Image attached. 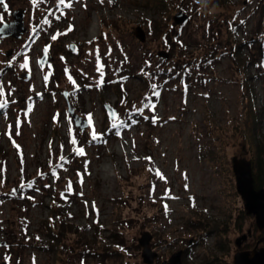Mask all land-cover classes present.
<instances>
[{
	"label": "rangeland",
	"instance_id": "rangeland-1",
	"mask_svg": "<svg viewBox=\"0 0 264 264\" xmlns=\"http://www.w3.org/2000/svg\"><path fill=\"white\" fill-rule=\"evenodd\" d=\"M4 4L0 26L23 10L27 31L0 37V100L7 101L0 112V264H145L138 242L145 231L153 236V264L178 251L183 264H203L208 254L234 264L238 251L264 247V230L234 195L232 170L234 157L252 156L237 41L251 58L264 141V0ZM179 13L185 22L175 21ZM67 100L80 118L91 114L86 129L75 125ZM105 105L117 111L113 119ZM61 221L77 233H67L54 254L46 249L48 225L57 231ZM212 225L218 233L209 236Z\"/></svg>",
	"mask_w": 264,
	"mask_h": 264
},
{
	"label": "water",
	"instance_id": "water-1",
	"mask_svg": "<svg viewBox=\"0 0 264 264\" xmlns=\"http://www.w3.org/2000/svg\"><path fill=\"white\" fill-rule=\"evenodd\" d=\"M4 1L5 0H2L0 3H3L2 8L3 10H6L7 6L4 4ZM10 15L13 17V20L8 23H3L0 26V37H12L17 39L21 38V36L27 31L24 23V11L17 10ZM186 20L187 17L182 13H179L175 16V21L177 23H183ZM135 35L141 42L146 40L145 32L141 27L136 28ZM45 50L43 51L44 55L40 60L42 67L47 64V51ZM10 54L11 52L8 53V55ZM161 55L167 57V54L161 53ZM64 95L67 97V93ZM67 103L69 113L74 119L75 125L80 130L86 129L88 127L87 121L74 113V109L69 100H67ZM105 109L108 117L113 119L117 111L110 105H105ZM232 170L235 177L236 191L244 202L246 214L253 215L255 217L257 228L259 230H264V188H255L251 161L244 158L234 157L232 159ZM249 234L250 231L248 232V235ZM248 235H242L236 239L235 244L238 247H241L242 243L247 240ZM152 238V234L148 231H145L142 233L138 241L139 245L143 248L142 259L145 264H153L154 260L157 258V253L149 246ZM163 264H183L182 251L173 253ZM234 264H264V247L259 249L255 248L252 251H238L234 255Z\"/></svg>",
	"mask_w": 264,
	"mask_h": 264
},
{
	"label": "trees",
	"instance_id": "trees-1",
	"mask_svg": "<svg viewBox=\"0 0 264 264\" xmlns=\"http://www.w3.org/2000/svg\"><path fill=\"white\" fill-rule=\"evenodd\" d=\"M244 43L238 42L237 41V50L235 53V58L239 60V65L242 67L241 73H243V109H244V115H243V134L245 141L248 145H250L251 151H252V156L250 159L252 163V169H253V177H254V185L256 189L264 188V141L260 140L258 137V132L260 129V122H261V115H260V110L256 106V95L255 91L252 85V81L255 78L253 75H250L249 67L251 64V58L247 56H242V46ZM264 57V56H262ZM7 106V105H6ZM6 106L2 109H0V112L2 113L3 110L6 108ZM131 119L138 122V115L134 113L133 115L129 116ZM103 135H101V138ZM61 163H57L55 167L50 169V172L47 171V174H50L52 177L56 171L57 166H60ZM54 173V174H53ZM33 183H27L25 186L23 185L21 187V190L27 189L32 185ZM50 190V187L48 188ZM53 192V189L50 190ZM30 192V191H28ZM49 192V193H51ZM236 189L234 192V195L236 194ZM238 194V193H237ZM56 216L55 213L52 214V219L53 217ZM61 216V215H60ZM51 219V220H52ZM48 220H46L47 222ZM62 222V227L56 231V227H51L50 224L48 225V237H49V242L48 245L46 246V249L54 254H57L59 250V246L61 242L64 241V238L67 233H77L75 229H77L76 226L70 225L69 229H65L64 221ZM206 234L209 236L215 233H218L219 225H212L206 228ZM118 237L117 232H113L112 238ZM221 237V236H220ZM114 243L116 245L119 244V247L122 246V241L120 238L114 239ZM223 243V238L219 239L218 243V248L219 250L224 249V245L222 246ZM185 258V256H184ZM216 260L218 258H214L212 254H208L204 258V263L203 264H216Z\"/></svg>",
	"mask_w": 264,
	"mask_h": 264
},
{
	"label": "snow or ice",
	"instance_id": "snow-or-ice-1",
	"mask_svg": "<svg viewBox=\"0 0 264 264\" xmlns=\"http://www.w3.org/2000/svg\"><path fill=\"white\" fill-rule=\"evenodd\" d=\"M0 2H2V0H0ZM59 2H60L61 5H65L66 7H70V5L65 4V0H59ZM69 30H71V27H70ZM56 38H57L56 36H53L52 37L53 40H55ZM45 51H47V49ZM23 66L24 67H27V61H25V64ZM69 79H71V77H69ZM3 95H4L3 89L0 88V97H2ZM155 95L158 97L159 96V93H155ZM6 104H7V101L0 100V109L4 108L6 106ZM151 107L154 109L155 108V105L152 104ZM113 115H115V114H113ZM87 121H88L89 124L92 123L91 114L88 115ZM93 136L95 137V132H93ZM72 142L75 144V140H73ZM77 151H78V154L83 155V149L82 148L81 149H78Z\"/></svg>",
	"mask_w": 264,
	"mask_h": 264
},
{
	"label": "bare ground",
	"instance_id": "bare-ground-1",
	"mask_svg": "<svg viewBox=\"0 0 264 264\" xmlns=\"http://www.w3.org/2000/svg\"><path fill=\"white\" fill-rule=\"evenodd\" d=\"M95 35V32L92 30L90 31V37L94 36Z\"/></svg>",
	"mask_w": 264,
	"mask_h": 264
}]
</instances>
